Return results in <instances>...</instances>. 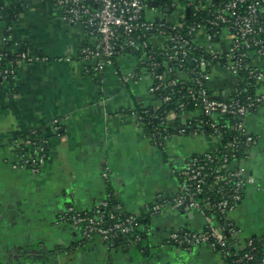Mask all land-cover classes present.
Here are the masks:
<instances>
[{
    "label": "crops",
    "instance_id": "crops-1",
    "mask_svg": "<svg viewBox=\"0 0 264 264\" xmlns=\"http://www.w3.org/2000/svg\"><path fill=\"white\" fill-rule=\"evenodd\" d=\"M178 1L169 12L152 6L146 18L177 21L186 10L176 5ZM229 42L223 31L214 49L224 51ZM148 43L162 49L165 42L152 35ZM194 43L206 47L203 31L194 36ZM93 44L83 28L62 21L50 0H26L10 28L0 20V50H19L37 59L20 64L13 82H0V264H226L206 246L188 251L167 243L174 231L201 229L203 216L198 211L166 208L153 217L146 213L157 198L179 192L180 173L195 156L213 151L214 139L180 132L154 142L131 114L159 106L150 73L144 68L138 80L126 85L120 80L139 69L143 60L118 55L100 73L86 71L94 63L80 60L79 52ZM253 61L264 65V54ZM161 70L169 75L171 64L164 62ZM178 78L188 86L193 75L179 72ZM240 83V78L218 69L205 87L213 96L226 97ZM256 92L263 102L242 121L256 142L244 160L232 165L252 180L228 215L240 246L264 236V81ZM200 114L169 113L165 122L183 125ZM32 134L45 151L38 173L13 168L14 146ZM106 199L113 201V213L143 219L139 245L119 237L110 243L93 239L79 245L78 231L59 222L68 207L89 212Z\"/></svg>",
    "mask_w": 264,
    "mask_h": 264
},
{
    "label": "built area",
    "instance_id": "built-area-1",
    "mask_svg": "<svg viewBox=\"0 0 264 264\" xmlns=\"http://www.w3.org/2000/svg\"><path fill=\"white\" fill-rule=\"evenodd\" d=\"M58 7L61 19L66 25H77L83 28L88 36L94 39L92 46L86 45L80 49L79 59L84 62H92L94 65L86 71L100 73L104 64H110L113 57L126 49L141 50L149 45L143 40L146 35L160 36L164 38V47L169 62H175L179 57L195 63L201 69L196 81L198 89L191 92V98L200 105V111L213 119L221 114H229L241 119L237 124V130L244 137L245 158L248 150L255 144L256 139L249 135L243 128L244 117L251 114L263 102V96L256 92L257 87L264 81V68L258 66L253 60L264 54V0H228L219 3L213 11L212 18L208 21L211 25L223 27L230 38V44L224 51L214 49V37L220 34H209L202 26L185 27L186 35L180 29L183 23L180 21L183 14L175 22H156L148 20L144 12L148 11V0H50ZM215 0H203L201 3H192L194 9L207 10L213 8ZM187 9V8H186ZM189 9V8H188ZM203 31L205 33L206 47L196 46L194 36ZM222 31V32H223ZM191 36L192 39L187 37ZM8 41V37L3 39ZM199 47L204 55L188 56L190 48ZM19 63H32L37 59L29 57L25 52L16 50ZM210 57V60L205 58ZM148 71L150 77L162 81L161 74L154 75L155 64ZM209 66V70L205 67ZM218 69H224L234 77L241 78L240 85H249L247 80H253L251 87L255 91L252 100L242 102L239 98L242 89L239 86L233 91L234 98L216 97L211 95L205 87V83L214 75ZM247 73V78L243 76ZM10 72L4 70L0 75ZM140 78L135 73L121 75V82L126 85ZM173 82L170 83L172 85ZM161 85V83H160ZM163 85V82H162ZM159 88L152 86L151 91ZM231 92V93H233ZM229 95V94H228ZM165 98L163 101H167ZM140 120L135 113H131ZM213 130L211 136L215 141V149L202 154L208 160L217 157L221 146L219 140L222 132L216 127L215 122L207 124ZM227 126H222V129ZM57 128L54 126V130ZM183 133V130L180 131ZM203 134V133H201ZM205 135V134H203ZM21 145V148L16 146ZM236 142L225 146L226 152L220 158L215 167L197 165L191 161L180 175L185 179L179 192L170 197L157 198V200L146 208L148 216L153 217L166 208L171 210L198 211L203 216V226L200 230H177L172 232L167 243L190 251L198 246H206L217 252L222 259L230 258L226 264H264V256L255 258L256 250L253 237L248 239L244 245L237 243L238 230L230 221L228 215L236 208L242 200L244 190L252 183L251 178L244 175L242 169L235 168L234 162L229 161L227 154L236 148ZM16 163L13 168H24L32 173H38L44 163L43 147L38 146L30 140H22L16 143ZM26 150V151H25ZM233 157V155H231ZM216 193L219 196L217 202L209 198H200L204 195V189ZM109 200L100 202L88 212H80L72 207L59 217V222L67 224L80 234L82 241L99 239L110 243L114 238H123L124 241L138 245L143 238L142 224L139 217L133 214L112 213L108 210ZM108 220H112L111 223ZM142 233V236H141ZM261 240V239H260Z\"/></svg>",
    "mask_w": 264,
    "mask_h": 264
},
{
    "label": "trees",
    "instance_id": "trees-1",
    "mask_svg": "<svg viewBox=\"0 0 264 264\" xmlns=\"http://www.w3.org/2000/svg\"><path fill=\"white\" fill-rule=\"evenodd\" d=\"M157 1L158 5L163 6L164 10L168 9L169 11H173L175 7L174 0H148L147 6L148 9L152 7V2ZM203 0H179L178 6L181 8H189L190 12L188 15H186L185 12H183V18L180 20L183 23V27L180 29L182 31L183 35H186L185 27L190 26H198L202 25L204 26L208 33L213 34H221V32L224 30L223 27L214 26L211 25L210 22H208L212 18L213 11L218 7L219 3H225L228 0H215L213 8H209L205 11L203 10H195L193 5H189L190 2L192 3H201ZM53 2V1H51ZM54 3V2H53ZM26 6V0H0V20L4 21L8 28L12 26V24L19 18L20 14L23 12L24 8ZM146 12H144V16L146 15ZM146 17V16H145ZM191 36H188L189 39ZM218 37H214L213 41L216 42ZM149 36L146 35L143 40L148 41ZM192 39V37L190 38ZM124 54H132L137 59L143 60L142 65L139 66V69H137L135 74L140 76L141 71L144 68H147L146 71H150L149 68L152 69L151 64H155V68L153 69V74L157 75L158 70H160L164 64V62H169V59L167 58L166 51L161 49H155L152 48L149 45L147 47H144L141 50H133V49H126L124 51H121L118 53V55H124ZM204 55V52L199 48L195 47L190 48L188 50V56H199ZM114 56L113 59L116 57ZM205 58L207 60H210L211 58L205 55ZM171 64V72L169 75L164 76L162 73V70L160 71L161 77H163L162 81H158L157 79L152 78L153 80V87H156L159 85V88L155 91H153L154 100L158 102V107L156 109H153L150 111L149 109H142V110H136L134 111L136 116L140 117L139 122L144 125L146 132L151 136L154 142L160 143L163 139H165L168 136H171L176 133H180L181 130H183V135L187 134H205V135H211L213 134V130L210 129V127L207 125L208 123L215 122L217 125L216 127L219 128V130L222 132V137L219 140V144L221 146L219 152L217 153V157L214 160H208L206 157H203L201 155L195 156L192 161H195L197 165H203L205 167H215L219 164L220 158L223 156V154L226 152L225 146L232 142H236L237 146L233 150V152L227 154L229 156L230 162H239L241 160L245 159V147L243 145L244 137L241 135L240 131L237 130V124L241 122V119L229 115V114H221L216 116L214 119L212 116H206L203 113H201L198 117L186 121L183 125L179 124L178 126L175 125H169L165 122V117L169 113H180L181 111H193V110H200L201 105L193 100L191 98V92H195L198 89V84L196 83L201 69L199 66L195 63L188 62L187 59H183L179 57V59L175 62H169ZM19 58L18 53L15 51H11L8 49L0 50V73H3L4 70H8L10 73L6 75H0V82L7 81V82H13L15 79V75L17 73L18 67H19ZM261 68H264V65L260 66ZM209 66L205 67V70H209ZM179 72H186L187 74L193 75V80L190 85L186 86L184 82L179 80L178 73ZM245 78H247V73H242ZM241 79V78H240ZM163 82V85H162ZM173 82L172 85L170 83ZM249 82V85L244 86L243 84L239 85V88L242 89V95H240V99L242 102H246L247 100H252L255 96V91L251 87V84H253V80H247ZM161 83V85H160ZM234 92L229 93L228 98L233 99L234 98ZM165 98H167V101H163ZM258 109V108H257ZM256 108L251 111V113L256 112ZM222 126H227L222 129ZM35 134L29 135L26 139L30 140L31 142L35 143L38 146H43L44 153V145L40 143V139L38 140L35 137ZM18 149L21 148V145L16 146ZM26 151V150H25ZM44 155V154H43ZM233 155V157H231ZM180 181L181 183H185V179L180 175ZM200 198H209L215 202L219 200V196L216 193L210 192L207 188L204 189V195ZM109 200V207L108 210L113 213L112 206L113 201L111 199ZM91 213V212H88ZM112 220H108L109 223H111ZM139 222L142 224L143 219L139 217ZM142 236V233H141ZM123 239V238H122ZM261 239V240H260ZM124 240V239H123ZM253 240L255 242L256 250L253 252L255 255V258L257 257L260 259L262 256H264V236L260 237H253ZM88 242V241H87ZM86 241H82L79 243V245H84ZM141 242L138 243V245ZM230 258L225 259V262L230 261ZM255 264V263H253Z\"/></svg>",
    "mask_w": 264,
    "mask_h": 264
},
{
    "label": "water",
    "instance_id": "water-1",
    "mask_svg": "<svg viewBox=\"0 0 264 264\" xmlns=\"http://www.w3.org/2000/svg\"><path fill=\"white\" fill-rule=\"evenodd\" d=\"M152 6H153V7H158V2H157V1H153V2H152ZM164 11H165V12H169L168 9H165ZM189 12H190V10L187 8V9L185 10L186 15H188ZM158 73L160 74V70H158Z\"/></svg>",
    "mask_w": 264,
    "mask_h": 264
}]
</instances>
